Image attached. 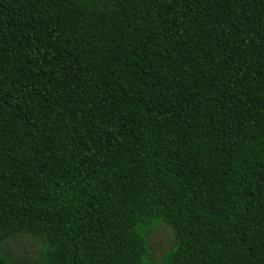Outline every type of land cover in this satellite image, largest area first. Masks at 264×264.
<instances>
[{
    "label": "trees",
    "instance_id": "trees-1",
    "mask_svg": "<svg viewBox=\"0 0 264 264\" xmlns=\"http://www.w3.org/2000/svg\"><path fill=\"white\" fill-rule=\"evenodd\" d=\"M264 264V0H0V264Z\"/></svg>",
    "mask_w": 264,
    "mask_h": 264
},
{
    "label": "rangeland",
    "instance_id": "rangeland-1",
    "mask_svg": "<svg viewBox=\"0 0 264 264\" xmlns=\"http://www.w3.org/2000/svg\"><path fill=\"white\" fill-rule=\"evenodd\" d=\"M147 241V261L150 264H160L163 254L173 245L174 236L168 226L160 224L153 229ZM4 249L15 264H39L41 244L28 235L20 234L8 239Z\"/></svg>",
    "mask_w": 264,
    "mask_h": 264
}]
</instances>
